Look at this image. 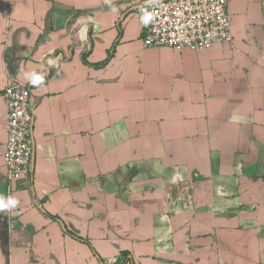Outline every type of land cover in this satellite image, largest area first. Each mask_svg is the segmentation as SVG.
I'll list each match as a JSON object with an SVG mask.
<instances>
[{"label": "crops", "instance_id": "crops-1", "mask_svg": "<svg viewBox=\"0 0 264 264\" xmlns=\"http://www.w3.org/2000/svg\"><path fill=\"white\" fill-rule=\"evenodd\" d=\"M159 1L0 0V264H264V0L204 51L144 47ZM12 85L30 182L6 178Z\"/></svg>", "mask_w": 264, "mask_h": 264}, {"label": "built area", "instance_id": "built-area-1", "mask_svg": "<svg viewBox=\"0 0 264 264\" xmlns=\"http://www.w3.org/2000/svg\"><path fill=\"white\" fill-rule=\"evenodd\" d=\"M231 0H162L139 13L141 41L146 48L204 51L231 43ZM7 135L4 165L9 183L33 178L32 88L12 85L3 93Z\"/></svg>", "mask_w": 264, "mask_h": 264}, {"label": "trees", "instance_id": "trees-1", "mask_svg": "<svg viewBox=\"0 0 264 264\" xmlns=\"http://www.w3.org/2000/svg\"><path fill=\"white\" fill-rule=\"evenodd\" d=\"M111 53L109 54V57H108V59L105 61V62H103V63H101V64H98V65H96L95 67L96 68H103V67H105L109 62H110V60H111ZM84 61L86 62V59H85V57H84ZM42 82H45V80L44 81H42ZM34 85H32V87H33ZM128 256L126 255V259L128 260V258H127Z\"/></svg>", "mask_w": 264, "mask_h": 264}]
</instances>
